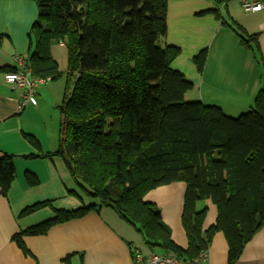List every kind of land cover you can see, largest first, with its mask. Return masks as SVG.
Returning <instances> with one entry per match:
<instances>
[{
	"label": "trees",
	"instance_id": "trees-1",
	"mask_svg": "<svg viewBox=\"0 0 264 264\" xmlns=\"http://www.w3.org/2000/svg\"><path fill=\"white\" fill-rule=\"evenodd\" d=\"M33 1L38 17L27 55L32 75L50 80L63 75L51 53L52 45L63 41L68 79L57 150L22 157L60 156L78 188L98 203L55 210L52 218L12 239L29 254L24 236L46 234L56 224L111 207L138 229L151 250L185 259L208 249L213 235L222 231L227 264H236L264 226V75L252 107L234 118L219 105L185 101L194 85L171 67L181 50L165 43L168 0ZM223 23L264 61L257 33L248 34L235 21ZM5 37L0 33V46ZM207 58V48L192 58L201 73ZM24 136L41 150L36 137ZM15 159L13 154L0 156L3 196L16 177ZM24 178L29 186L40 182L28 171ZM177 181L186 183L185 248L173 240L161 209L144 199L152 189ZM207 199L218 216L204 231L208 207L198 203ZM44 207L52 202H37L19 216Z\"/></svg>",
	"mask_w": 264,
	"mask_h": 264
},
{
	"label": "crops",
	"instance_id": "crops-1",
	"mask_svg": "<svg viewBox=\"0 0 264 264\" xmlns=\"http://www.w3.org/2000/svg\"><path fill=\"white\" fill-rule=\"evenodd\" d=\"M241 11L238 0H168L165 38L167 45L181 50L171 67L194 85L185 94V101L219 105L234 118L252 107L264 75V61L243 47L237 32L223 23L235 21L248 34L257 33L264 59V9ZM37 17L38 8L33 0H0V33L6 35L0 46V156L3 153L16 156V177L8 196H3L0 190V264H135L137 252L147 256L154 250L138 229L111 207L56 224L46 234L24 236L29 254L12 239L16 233L52 218L55 210L98 203L78 188L60 156L22 157L57 150L62 122L60 106L67 90L68 52L63 41L51 47L63 75L40 83L36 105L21 109L24 89L5 78L2 68L16 66L18 55L27 57L29 33ZM204 48L208 49V58L201 73L192 58ZM24 134L36 137L41 150L33 147ZM26 171L36 175L38 185H27ZM185 192L186 183L177 181L152 189L144 197L161 209L173 240L183 248L188 245L182 225ZM48 200L52 207L19 216L24 208ZM202 206L208 207L203 224L206 231L216 222L218 210L210 199L200 201L198 207ZM208 257L207 264H227L228 242L224 232L213 235ZM236 264H264V226L246 244Z\"/></svg>",
	"mask_w": 264,
	"mask_h": 264
},
{
	"label": "built area",
	"instance_id": "built-area-1",
	"mask_svg": "<svg viewBox=\"0 0 264 264\" xmlns=\"http://www.w3.org/2000/svg\"><path fill=\"white\" fill-rule=\"evenodd\" d=\"M244 12H258L264 9V0H238ZM16 66L14 70L5 72L7 81L24 89V95L20 100V108L38 103L39 85L47 79L33 77L31 68L28 66L27 57L18 55L15 57ZM208 249L202 250L197 257L185 259L175 254H164L152 251L145 256L141 252L135 254V264H207Z\"/></svg>",
	"mask_w": 264,
	"mask_h": 264
},
{
	"label": "rangeland",
	"instance_id": "rangeland-1",
	"mask_svg": "<svg viewBox=\"0 0 264 264\" xmlns=\"http://www.w3.org/2000/svg\"><path fill=\"white\" fill-rule=\"evenodd\" d=\"M36 4V3H35ZM36 6H37V4H36ZM243 10V9H242ZM242 13H243V11H241ZM263 87V86H262ZM238 115H240V114H237L236 116H238Z\"/></svg>",
	"mask_w": 264,
	"mask_h": 264
}]
</instances>
